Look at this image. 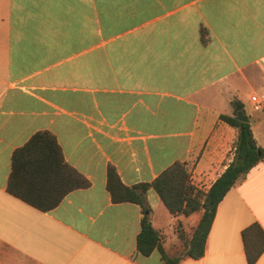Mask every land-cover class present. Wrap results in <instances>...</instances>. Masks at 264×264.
I'll return each mask as SVG.
<instances>
[{
  "label": "crops",
  "instance_id": "1",
  "mask_svg": "<svg viewBox=\"0 0 264 264\" xmlns=\"http://www.w3.org/2000/svg\"><path fill=\"white\" fill-rule=\"evenodd\" d=\"M252 93L264 0H0V264H163L138 253L141 207L111 201L108 166L130 187L181 162L205 193L234 157L238 131L220 116ZM246 115L264 150V113ZM39 131L89 182L49 211L6 190L13 151ZM143 199L166 255L183 254L202 210L173 216L152 188ZM252 224L264 233V162L217 205L203 256L177 264H247Z\"/></svg>",
  "mask_w": 264,
  "mask_h": 264
},
{
  "label": "trees",
  "instance_id": "2",
  "mask_svg": "<svg viewBox=\"0 0 264 264\" xmlns=\"http://www.w3.org/2000/svg\"><path fill=\"white\" fill-rule=\"evenodd\" d=\"M220 119L238 131L234 157L205 193L191 184L186 165L181 162L171 164L150 184L130 187L122 184L113 166H108L106 188L111 201L141 207L136 248L142 256L157 250L163 264H177L183 257L201 258L217 205L240 177L247 175L259 162H264V150L257 147L249 123L226 115H221ZM88 185L89 182L66 163L55 136L48 131L34 133L11 155L7 192L41 211L51 210L69 192ZM148 188L155 191L173 216H187L202 210L185 251L179 256L170 258L166 255L161 247V236L150 223L149 210L143 199ZM241 239L247 264H254L264 250V233L258 224H252L242 230Z\"/></svg>",
  "mask_w": 264,
  "mask_h": 264
},
{
  "label": "built area",
  "instance_id": "3",
  "mask_svg": "<svg viewBox=\"0 0 264 264\" xmlns=\"http://www.w3.org/2000/svg\"><path fill=\"white\" fill-rule=\"evenodd\" d=\"M250 113H264V94L252 93L249 97Z\"/></svg>",
  "mask_w": 264,
  "mask_h": 264
},
{
  "label": "rangeland",
  "instance_id": "4",
  "mask_svg": "<svg viewBox=\"0 0 264 264\" xmlns=\"http://www.w3.org/2000/svg\"><path fill=\"white\" fill-rule=\"evenodd\" d=\"M250 110L249 104L248 106L245 107V113L247 114ZM179 243V244H183L184 243V239H183V235L181 233V230L177 231L170 240H168V243ZM175 257V255H173ZM170 257V256H168ZM173 258V257H170Z\"/></svg>",
  "mask_w": 264,
  "mask_h": 264
},
{
  "label": "water",
  "instance_id": "5",
  "mask_svg": "<svg viewBox=\"0 0 264 264\" xmlns=\"http://www.w3.org/2000/svg\"><path fill=\"white\" fill-rule=\"evenodd\" d=\"M232 117H234L236 120H238L240 122L249 123V119H248L245 111L239 107L234 109V111L232 112Z\"/></svg>",
  "mask_w": 264,
  "mask_h": 264
}]
</instances>
